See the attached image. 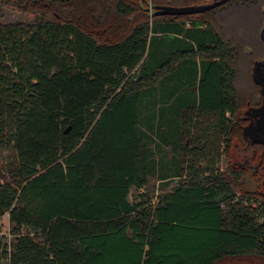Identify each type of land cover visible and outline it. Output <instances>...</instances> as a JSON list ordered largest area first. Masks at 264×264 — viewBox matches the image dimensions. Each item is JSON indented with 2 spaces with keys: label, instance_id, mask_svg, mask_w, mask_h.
Returning a JSON list of instances; mask_svg holds the SVG:
<instances>
[{
  "label": "trees",
  "instance_id": "trees-1",
  "mask_svg": "<svg viewBox=\"0 0 264 264\" xmlns=\"http://www.w3.org/2000/svg\"><path fill=\"white\" fill-rule=\"evenodd\" d=\"M0 2L36 13L0 23V264H264L263 199L216 168L264 0Z\"/></svg>",
  "mask_w": 264,
  "mask_h": 264
},
{
  "label": "flooded vegetation",
  "instance_id": "flooded-vegetation-1",
  "mask_svg": "<svg viewBox=\"0 0 264 264\" xmlns=\"http://www.w3.org/2000/svg\"><path fill=\"white\" fill-rule=\"evenodd\" d=\"M208 1V0H206ZM201 3L206 4L212 2ZM197 5H200L197 4ZM264 27L261 31L262 44L256 50H250L254 55L252 78L255 86V96L246 106L240 109L238 119L233 121L235 134L230 144H225L226 158L223 159L220 172L229 178L232 171L237 173L238 181L244 192L259 195L264 202ZM256 79V80H255ZM228 116H230L228 114Z\"/></svg>",
  "mask_w": 264,
  "mask_h": 264
},
{
  "label": "rangeland",
  "instance_id": "rangeland-1",
  "mask_svg": "<svg viewBox=\"0 0 264 264\" xmlns=\"http://www.w3.org/2000/svg\"><path fill=\"white\" fill-rule=\"evenodd\" d=\"M140 3L142 4L143 7L148 8V13L150 14V16H153V11L154 8H152V5H154L152 3V0L149 1V4H144V0H140ZM35 12H31V11H26L22 8H20L17 5H13V4H8L6 2H0V23H18V22H25V23H31L35 20ZM252 56V55H251ZM252 58H254V55L252 56ZM251 59V58H250ZM245 64V63H244ZM253 62L249 65H247V67L241 69L240 74H239V79L237 82V86H238V90L243 93L244 91L247 93L249 88L251 87V79H252V65ZM198 86L196 88H194V92L198 93ZM246 106V104L244 105ZM230 115V114H229ZM154 144L148 142L146 148H154ZM10 151L9 150H5L3 152V154H1V164L0 166H2V164L5 162V160L3 159V157H7L9 155ZM225 150L223 151V154L221 155V160L219 161V163L217 164L216 168L217 171L220 172V168L224 165L222 164L223 159L226 158L225 155ZM0 171H1V167H0ZM176 179L171 181L170 186L168 187V189H170L173 185L176 184ZM161 183L162 181L157 179L156 177H151L149 184L146 187V191L149 193V195L155 200L156 195L160 192V187H161ZM144 191V190H142ZM135 195H137V191L134 190V192L132 193L131 199H133L135 197ZM257 205H260L259 202L257 203ZM8 224H9V220L8 217H4L3 219L0 220V225L2 228V231H6L8 228Z\"/></svg>",
  "mask_w": 264,
  "mask_h": 264
},
{
  "label": "water",
  "instance_id": "water-1",
  "mask_svg": "<svg viewBox=\"0 0 264 264\" xmlns=\"http://www.w3.org/2000/svg\"><path fill=\"white\" fill-rule=\"evenodd\" d=\"M228 0H213L212 2L200 5H188V6H173V5H152L154 8V15H183L200 13L206 10H210L218 5L225 3ZM264 33V30H263ZM256 80V79H255ZM70 130L67 128L66 132Z\"/></svg>",
  "mask_w": 264,
  "mask_h": 264
},
{
  "label": "built area",
  "instance_id": "built-area-1",
  "mask_svg": "<svg viewBox=\"0 0 264 264\" xmlns=\"http://www.w3.org/2000/svg\"><path fill=\"white\" fill-rule=\"evenodd\" d=\"M1 234H3V233H1Z\"/></svg>",
  "mask_w": 264,
  "mask_h": 264
}]
</instances>
